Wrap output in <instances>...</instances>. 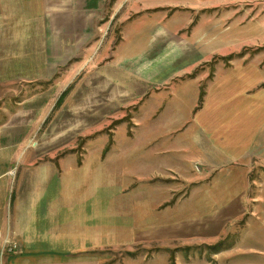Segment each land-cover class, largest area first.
<instances>
[{
	"label": "rangeland",
	"instance_id": "obj_1",
	"mask_svg": "<svg viewBox=\"0 0 264 264\" xmlns=\"http://www.w3.org/2000/svg\"><path fill=\"white\" fill-rule=\"evenodd\" d=\"M165 2L104 0L81 51L64 57L59 70L10 86L11 97L0 102V213L4 200L10 219V203L44 193L60 194L76 211L102 200L108 210L101 218L93 209V221L101 220L108 247L71 253L83 257L79 264H264L263 4L197 0L190 10ZM154 21L172 23L179 37L201 31L204 57L160 82L129 76L147 64L118 58L133 56L122 50L139 33L152 35ZM139 53L133 58L159 60L157 51ZM117 69L125 73L119 79ZM118 82L126 89L119 105L111 103ZM183 83L199 91L192 119L160 138L173 118H152L173 107L168 92ZM137 84L140 93L128 90ZM177 92L191 98L195 91ZM200 112L218 120L205 141L189 132ZM88 220L76 228L101 232L87 230ZM12 232L2 259L17 252Z\"/></svg>",
	"mask_w": 264,
	"mask_h": 264
},
{
	"label": "crops",
	"instance_id": "obj_2",
	"mask_svg": "<svg viewBox=\"0 0 264 264\" xmlns=\"http://www.w3.org/2000/svg\"><path fill=\"white\" fill-rule=\"evenodd\" d=\"M166 1L160 6L176 4L193 10L192 8H197L198 5L197 0ZM209 1L235 4L232 7L243 4H263L264 9V0ZM103 8L104 0H0V87L6 94L4 97L0 96V102L11 97L8 93L14 82L22 80L28 82V78H30L28 75H44L46 69L48 70L51 66L59 70L64 57L81 51L83 44L97 31L96 28L99 25L97 19L103 12ZM154 26L155 30L152 35L146 36L144 33L142 35L139 33L138 37L128 44V48L122 50V53L130 52L134 56L135 53L138 54V51H142L139 56L159 55V60L149 57L148 62L147 58L140 60L133 56L118 58L127 62L136 60V63H141L144 61L147 64V67L141 68V71L140 69L136 71V68L126 71L124 67L129 64H122L121 68L129 76H136L148 82H160L168 76L185 71L184 68L188 66L190 59L204 57L201 54L204 42L201 31L198 32L196 39H192L191 37H179L177 30H171L173 29L170 27L172 23L164 26L154 21ZM156 36L163 38L159 39L158 44L152 48L151 45ZM144 38L146 40L140 42ZM155 51H157L156 54L150 55ZM164 57L170 64L169 69L162 66L165 63ZM247 70L248 68L240 70L243 72L241 74H245ZM105 71L109 72V70ZM124 71L120 72L117 69L113 71V74L118 75L119 79L122 74H125ZM164 71H167L166 76H163ZM229 75L234 76L233 74ZM242 79L245 81L244 78ZM136 86L137 88H128V90L130 92L131 89L139 91L141 85L137 84ZM121 87L120 84L118 89H114L112 92L117 100L111 101V103L119 105V101L124 99L126 89ZM180 88H192L195 92L191 98H187L185 93L177 92ZM168 94L173 107L164 109L161 113L157 112L152 118L154 122L162 120L167 115L173 118L171 129L169 128L172 131L168 129L160 138L167 137L177 126L190 122L195 111L194 107L199 99V91L193 83L178 84ZM169 110L170 112L167 113ZM246 117L245 115L244 120ZM216 121L218 120L215 112L210 115L200 112L196 114V125H192L189 132L195 133L197 137H201L205 141L213 135ZM244 132L246 131L244 130ZM241 138L245 140L243 135ZM155 142L157 144V141ZM242 142L244 141L242 140ZM7 201L4 200L3 210L0 213V255L7 245V242H4V236L10 229L13 231L12 239L17 252L12 251L14 254L9 255L7 259H2L1 255L0 264H65L68 260H73L69 261L71 263L79 264L83 262V257L73 258L71 253L75 254L77 251L82 253L86 250L92 251L108 247L107 232L106 240H103L101 220L97 223L93 221V209L101 213V218L103 210H108V205L103 206L102 200H100V204H89L84 209L76 211L70 204L65 203L64 201L67 200L58 193L30 195L19 200L17 204L14 202L13 206L10 203V219ZM27 202H32V204L28 205ZM87 220L89 222L87 230L100 229L101 232L96 231V234L87 232L86 234L83 226ZM5 222H8V226L7 224L4 226ZM76 224L83 226L76 228L78 227ZM70 229L73 231H67ZM16 254L17 256H14Z\"/></svg>",
	"mask_w": 264,
	"mask_h": 264
}]
</instances>
